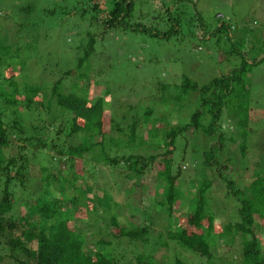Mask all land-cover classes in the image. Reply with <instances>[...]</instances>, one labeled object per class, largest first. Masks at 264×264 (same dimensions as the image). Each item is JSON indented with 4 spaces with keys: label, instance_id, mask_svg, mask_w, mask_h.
<instances>
[{
    "label": "trees",
    "instance_id": "trees-1",
    "mask_svg": "<svg viewBox=\"0 0 264 264\" xmlns=\"http://www.w3.org/2000/svg\"><path fill=\"white\" fill-rule=\"evenodd\" d=\"M137 1L150 0H76V5L81 6L80 20L84 21L85 16L90 15L87 21L91 23L90 27L100 30L101 38L114 28L133 33H144L152 38L165 40L172 35H177L184 25L190 26L197 23L198 27L202 30L205 29L201 12L199 13L195 8L198 0H156L159 2L158 6L161 10V14L158 15L159 21L170 25V30L163 34L142 22L132 21ZM186 4L187 8L183 9V5ZM74 9L76 10V8ZM25 11L31 10L26 9ZM46 12L51 13L50 11ZM193 18L194 20H192ZM28 25L27 23L26 26L28 27ZM31 26V30L36 29L35 24ZM229 29L231 30V26L222 23L212 34L206 32L211 36L215 33H223V36L219 37L221 48L219 62L226 63L228 70L226 69L224 73L200 87L188 78L181 77L180 86H176V94L166 92L169 90L167 85L159 87L160 92L168 94L158 98L157 104L165 106V109L154 117L153 110L149 106L143 112L147 128L157 131L156 138H151V140L136 137V119L140 113L134 114L131 112L133 109H128L123 115H120V119L105 120L103 115L105 111L110 110V108L108 109L110 105L106 104L104 98L92 101V94L90 91H85V86H83V94L80 96L74 91L64 94L62 83L70 75L69 71L64 72L55 81L49 72L44 75L45 80L50 84L49 96L45 91L47 86L44 88L34 85L24 88L23 93L30 97L20 102L9 98L6 92L0 90V246L6 245L11 253L19 250L31 260L32 264H158L153 259L155 244L151 245L152 248L149 249L147 241V237L154 236L161 246L167 247V243L173 244L209 263L214 258L212 249L215 239L218 237L214 234L215 229L212 224L215 218L207 208L206 194L212 184L207 180L209 178L207 171L210 168H212L211 170L220 168L218 178L220 183L225 186L226 198L234 199L238 205L236 215L239 221L233 225L230 223L222 225L224 226L222 233L229 235L233 232V235L240 234L242 238L254 237V224L258 221V224L264 227V176L255 175L247 179L243 186L228 177L232 170V164L229 159L223 158V154L229 151L227 149L229 147L244 157L245 144L243 143L248 139L245 134L241 136L242 143H238L237 138H227L220 123L224 108L240 105L246 109L250 97L249 75L254 66L263 63L264 57L250 59L251 53L246 51L249 55L247 57V53L238 47L239 43L246 42L239 41L237 43L234 41ZM20 34V31H17L14 40V38H10L11 35L4 28L0 30V36L4 37L0 42V82L4 80V74L7 71H14V66H21L17 73L24 69L26 62L24 59L30 58L29 55L38 54L40 62L43 59L42 52L37 47L40 40L38 33H30L29 43L32 45H27L25 50L21 48L20 44L18 45L20 39L21 41L24 39L18 37ZM247 43H249L248 39ZM84 44V47H81L83 52L78 49L82 56L77 59L76 71L79 73L75 80L80 83L84 81V85L89 88V75L81 72V69L93 54L94 35L88 34ZM11 52L14 53L11 54ZM49 67L50 65H46L42 69L47 72L46 68ZM88 88L86 89L88 90ZM108 95L110 94L106 87L104 96L107 98ZM188 102L192 103L188 104ZM30 104H35L34 109L37 111L45 110L48 115L52 114L54 104V115L66 116L63 118L68 123L58 125L55 128L56 131L52 132L54 127L50 131L40 127H32L31 130L25 129L22 120L15 119L10 123L5 122L10 118L6 112L11 108L22 106L26 109ZM191 106L195 108L194 111L189 109ZM182 110L189 111L187 118L182 119V123L175 126L170 125L168 117L178 114ZM205 116L208 117L206 121H204ZM156 120L160 124L157 127L155 126ZM55 122L53 119L50 125ZM125 123H127L128 132L122 128ZM107 124L108 126H106ZM237 127L246 130L248 123L241 120L237 123ZM187 131H189V136H193L194 139L196 138L194 133L199 132L212 141L208 150L201 153L199 161V175L202 174L203 181L199 183L193 180L187 181L186 190L183 191L185 176L182 171L185 168L174 167L172 155L176 150L177 140L184 139ZM30 132L31 134L27 136V133ZM11 137L20 140L23 145L16 149L13 148L14 143ZM236 143L239 146L234 148ZM26 145H31L33 149L40 152H49L55 155L58 159L59 173L62 172V165L69 166V163L77 159H84V155L91 154L92 161L104 164V166L108 165L111 172L122 171V173H126V179H136L138 184H134L135 190L143 185L140 183L141 179L148 175V171L156 170V186L161 189V192L156 196L151 195L153 201L149 207L136 208L142 216L140 225L120 224L117 214H112L106 221V217L101 214V211L94 210L93 206L94 226L101 229L104 235L101 236V240L93 243V248L90 250L86 247L82 229L75 223L73 217L76 207L73 206L74 211L63 210L60 206L63 214L56 215L55 207L60 205L62 200L48 202L47 208L37 202L38 204L33 209V216L16 218L12 214L15 204L12 188L17 184L24 187L28 176L29 161L24 153ZM9 148H13L16 154L6 156L5 150ZM112 150H114L113 154H111ZM143 150L146 152L140 153ZM157 159H161V161L156 163ZM87 170L81 172L83 176L85 172H88ZM43 171L45 168H42ZM58 174L51 178L57 179ZM203 175L205 176L203 177ZM72 177L70 186L73 187L75 196L79 194L84 196L86 192L91 191L88 186L75 187L72 183L76 180V175L72 174ZM57 181L59 180L57 179ZM191 187L194 188L193 191L189 190ZM137 190L141 196V191ZM76 199L72 200L75 206ZM97 200L99 199L97 198ZM178 202H182L183 207L186 205V208L181 210L182 212L174 208ZM89 203L95 205V202ZM114 207H117V203L114 204ZM153 207L155 213L151 210ZM162 212L167 214L165 228L162 232L152 235L150 229L153 224V214L159 216ZM176 212L179 216L173 217ZM112 228L118 231L116 233L112 232L113 230L110 231ZM241 254L244 264H264L261 247L255 238L250 241L242 240ZM3 257L0 256V260ZM217 259L220 262L221 259ZM16 263L26 264L19 260ZM175 264L184 263L175 259Z\"/></svg>",
    "mask_w": 264,
    "mask_h": 264
},
{
    "label": "rangeland",
    "instance_id": "rangeland-1",
    "mask_svg": "<svg viewBox=\"0 0 264 264\" xmlns=\"http://www.w3.org/2000/svg\"><path fill=\"white\" fill-rule=\"evenodd\" d=\"M158 4L159 2L156 0L154 2L153 0L137 1L132 21L142 22L148 27L157 29L160 34L166 33L170 30V25L159 21L158 15L161 14V10H159ZM182 8H187V4ZM195 8L196 11L201 12L205 25L204 30L198 27L197 23L190 26L184 25L177 35H172L165 40L152 38L144 33H133L114 28L101 38L100 30L90 27L92 25L87 21L90 15H86L84 21L80 20L81 6L76 5V0H0V30L4 28L11 35L10 38H14V40L16 32L20 31L21 34L18 37L24 39L23 41L20 39L18 45L20 44L24 50L27 45H32L29 43L30 33H38L40 40L37 47L43 55L41 62L38 54L29 55L30 58L24 59L26 61L24 69L19 73H17L21 68L19 65L13 67L14 71H7L4 74V80L0 82V90L6 92L9 98L20 102L30 97L23 93L24 88L34 85L44 88L47 86L45 91L49 96L50 84L45 80L44 75L49 72L55 81L64 72L69 71L70 75L62 83L64 94L74 91L80 96L83 94V86H85V91H90L92 94V101L104 98L106 104L110 105L108 107L110 110L105 111L103 115L105 120L120 119V115H123L128 109H133L131 112L134 114L140 113L136 119V137L149 140L156 138L157 131L149 130L144 122L143 112L147 106L152 108L153 117L157 116L165 109V106L157 104L158 98L168 95L166 92L176 94V86H180L181 77L188 78L200 87L224 73L228 68L226 63L219 62V51H221L219 37L223 36V33L219 32L211 36L206 32L212 34L222 23L229 25L233 40L237 43L239 41L246 42L239 43V49L251 53L250 59L264 57V0H198ZM46 11L51 13L48 14ZM187 20L189 21V19ZM32 24L36 25V29H30ZM88 34L94 35L95 47L81 72L89 75V88L84 85V81L80 83L75 80L79 73L76 71L77 59L82 56L81 47H84ZM3 39L4 37L0 36V42ZM247 39L249 43H247ZM78 49H81V52ZM13 53L11 52V54ZM246 56H249L248 53ZM54 64L59 66L56 67ZM46 65H50L48 69L46 68L47 72L42 69ZM248 80L250 97L246 109L240 105L224 108L220 123L227 138L234 137L237 138L238 143H242L241 136L245 134L248 139L243 143L245 144L244 157L229 147L227 148L229 151L223 154V158L229 159L232 164V170L228 177L241 186L246 183L247 179L255 175L264 176V172H262L264 170V61L252 68ZM162 85L169 86V90L160 92L159 87ZM106 87L110 94L107 98L104 96ZM190 103L192 102H188V104ZM34 105L30 104L26 109L22 106L11 108L6 112L10 118L5 122L10 123L15 119L22 120L25 129L31 130L32 127H40L50 131L54 127L52 132L56 131L55 128L58 125L68 123L63 118L66 116L54 115V104L52 114L49 115L45 110L37 111L34 109ZM189 109L194 111L195 108L191 106ZM187 112L189 111L182 110L180 113L168 117L170 125L175 126L182 123V119L187 118ZM53 119L56 122L50 125ZM206 120H208L207 116L204 117V121ZM241 120L248 123L246 130L237 127V123ZM126 124H123L122 128L128 132ZM159 125L156 120L155 126ZM30 134L31 132L27 133V136ZM185 134L184 139L177 140L176 150L172 155L174 167L185 168L182 171L185 176L183 191L186 190L187 181L193 180L196 183L203 181L202 174L199 175V161L201 153L208 150L212 141L199 132L194 133L195 139L193 136H189V131ZM11 140H13L15 149L23 145V142L17 138L11 137ZM238 146L236 143L234 148ZM13 148L5 150L6 156L16 154ZM113 152L114 150L111 151V154ZM145 152V150L140 151V153ZM24 153L29 161L28 176L24 187L15 183L17 185L12 188L15 195L12 212L14 217L33 216V209L38 204L37 202L47 208L48 202L62 200L63 204L61 201L60 205H56L57 214H55H63V210L75 211L76 207L73 217L75 223L82 229L86 247L90 250L93 248V243L101 240V236L104 235L101 229L94 226V207V210L101 211V214L106 217V221L112 214H117L120 224L140 225L142 216L136 208L149 207L153 201L152 196L161 192V189L156 186V170L148 171V175L141 179L140 183L143 185L137 188L141 191V196H139L138 190L133 188L134 184H138L136 179H126V173H122V171L111 172L108 165L104 166V164L92 161L91 154L84 155V159H77L69 163V166L62 165V172L59 173L58 159L55 155L49 152H40L33 149L31 145H26ZM160 161L161 159H157L156 163ZM42 168H45V171L42 172ZM85 169H88V172H85L83 176L81 172ZM211 169L207 171L209 175L207 180L212 184L206 194V199L207 208L215 218L212 222L215 229L214 234L218 236L212 249L214 258L208 263L205 259L189 251L181 250L173 244L167 243V247H164L159 245L154 236L147 237L149 249L155 244L153 259L158 264H175V259L184 264H244L241 254L242 240L250 241L253 238L259 243L264 257V227L258 224L257 218H255L257 222L253 227L254 237L242 238L240 234L233 235V232L229 235L222 233V229H224L222 225L228 223L233 225L239 221L236 215L238 205L234 199L226 198L225 186L220 183L218 178L220 168ZM56 174H58L59 181L51 178ZM72 174L76 175V180L72 183L75 187L88 186L91 191L86 192L84 196L82 194L75 196L73 187L70 186V182L73 180ZM93 188L99 189L94 190ZM189 190L193 191L194 188L191 187ZM74 199H76V206L72 202ZM89 202H95L96 206ZM115 203H117V207H114ZM85 205L87 207H84ZM60 206L63 210L60 209ZM174 208L177 211H183L186 205L183 207L182 202H178ZM151 210L153 213L156 212L154 207ZM174 216L177 217L179 214L176 212L173 214ZM166 218L167 214L164 212L159 216L153 214V224L150 229L152 235L163 231ZM117 231L113 230L112 232L116 233ZM0 256H4L0 260V264H17V260L32 264L24 253L19 250L11 253L6 245L0 246ZM217 258L221 259L220 262L217 261Z\"/></svg>",
    "mask_w": 264,
    "mask_h": 264
}]
</instances>
